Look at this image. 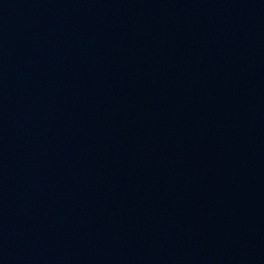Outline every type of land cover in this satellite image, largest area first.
<instances>
[{"label":"water","instance_id":"1","mask_svg":"<svg viewBox=\"0 0 264 264\" xmlns=\"http://www.w3.org/2000/svg\"><path fill=\"white\" fill-rule=\"evenodd\" d=\"M0 264H264V0H0Z\"/></svg>","mask_w":264,"mask_h":264}]
</instances>
